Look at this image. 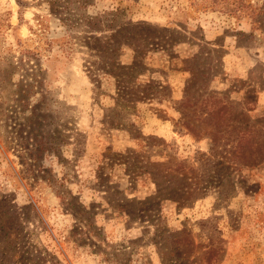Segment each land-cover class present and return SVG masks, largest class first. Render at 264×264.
Returning a JSON list of instances; mask_svg holds the SVG:
<instances>
[{
  "label": "rangeland",
  "instance_id": "obj_1",
  "mask_svg": "<svg viewBox=\"0 0 264 264\" xmlns=\"http://www.w3.org/2000/svg\"><path fill=\"white\" fill-rule=\"evenodd\" d=\"M0 264H264V0H0Z\"/></svg>",
  "mask_w": 264,
  "mask_h": 264
}]
</instances>
